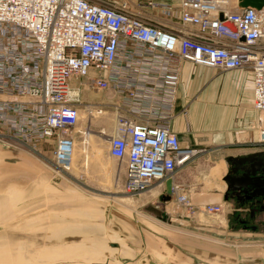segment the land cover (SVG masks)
<instances>
[{
    "label": "built area",
    "instance_id": "1",
    "mask_svg": "<svg viewBox=\"0 0 264 264\" xmlns=\"http://www.w3.org/2000/svg\"><path fill=\"white\" fill-rule=\"evenodd\" d=\"M165 1L0 0V126L25 142L55 140L53 163L66 173L82 92L112 90L109 153L126 163L125 191L140 195L198 154L172 129L181 64L190 61L253 71L264 142V8L179 0L174 15ZM173 195L185 212L222 211L221 204L195 208L187 194Z\"/></svg>",
    "mask_w": 264,
    "mask_h": 264
},
{
    "label": "crops",
    "instance_id": "2",
    "mask_svg": "<svg viewBox=\"0 0 264 264\" xmlns=\"http://www.w3.org/2000/svg\"><path fill=\"white\" fill-rule=\"evenodd\" d=\"M231 1L235 2L233 7L238 8L240 6L238 0ZM165 2L170 3L177 9L176 13H178L179 0H166ZM253 79V71L247 67L224 70L194 64L190 61H184L181 64V83L177 93L176 117L172 129L179 136L183 147L196 148L200 151V154L196 155L191 162L176 169L169 179L173 181L176 194H187L195 208L208 204L222 205L220 213H211L219 214V218H217L219 221L213 223L215 227L224 228L226 223L253 225L264 223V198H248L242 191L239 193L229 189L227 182L224 180L235 166L232 159L237 162L242 157L255 152H264V142H262L260 134V112L253 105ZM82 97L84 102L94 103L93 111L85 108L88 112L87 116L90 115L86 130L90 131V128H94L105 136L108 141L107 136H110L114 129L115 113L113 107L106 106V103H110L115 99L114 91H95L85 88ZM99 108L104 109L103 113H98L97 109ZM95 112L99 115L95 116ZM0 128L5 131H3L6 134L5 139L11 138L19 144L26 143V154L16 146L0 144V225L4 226V231L0 233V246L2 247L0 248V256L8 255L9 251H15L13 254H16L6 262L7 264H55L54 261L60 260L59 258L75 259L82 255L88 259L87 264L90 261H96L90 259V254L78 251L76 245L79 244L93 247L98 244V248L101 246V251L102 249L110 251L112 247L119 248L121 246L128 249L126 244L107 239V235H111V228H108L101 220L104 213L102 209H100V212L97 210L91 211L88 208L75 211V214H85L87 217L89 215L93 218V223L86 225V227L83 224H78L77 219L74 221L69 218L65 219L66 215H58L54 211L55 209L77 207L78 205L79 207H83V205L92 207L94 210L92 206L94 199L79 196L71 189L61 190L52 185L46 173L39 168L37 156L30 153L34 152L41 155L42 147L47 144L52 147L53 158V151L56 147L55 140L50 139L44 144H34L28 140L25 142L22 137L11 131L6 124L3 127L0 126ZM72 137L74 139L73 135ZM91 145L93 146V144ZM92 149L94 150V146ZM89 150L88 148L86 152L87 164L90 158ZM74 152L73 164L75 160L77 163L82 159V149L77 147L75 139ZM118 163L125 166L124 187L126 163L119 160ZM237 165L239 166L240 163H237ZM239 168H241V165ZM242 174H244V171L240 169L235 175ZM167 180L160 183V185L156 183L153 185L155 187H153L151 197L164 195L166 202L173 199L172 203H175L176 206L173 207L172 213L180 215L184 220L193 222L195 217H186V209L176 203L174 195L169 200L167 199ZM116 183H118L117 180ZM176 186L179 188L177 189ZM35 193L38 195L41 193V198H33ZM57 197L63 198L64 201L56 207L48 203V200H56ZM30 198H32V202L26 204V201ZM42 201L47 202L46 206H52L51 209H53L50 215L47 216L50 219L48 225L45 224L46 219L40 216L41 213L29 214L28 211V208L43 207L40 203ZM80 202L83 203L79 204ZM96 211L100 214L99 217H93V213H96ZM127 214L131 215L130 212ZM71 217L77 218L76 216ZM115 217H118L115 219L116 223H119V221L127 222L124 219H128L125 213L119 211ZM94 218L98 219L97 223H95ZM121 223L122 225L119 223L120 226L126 232H130V225L124 222ZM138 225H142V222L139 221ZM25 226L35 231L33 233L26 231V234L14 231L15 228H25ZM208 226L210 225L208 224ZM197 228L205 229L203 225ZM151 229L154 228L151 227ZM209 230L226 232L225 229L212 226ZM84 233H86V236ZM252 233H256V231L252 230L247 234ZM48 238L52 245L47 243ZM150 238L157 247L168 248L167 251H163L162 248L163 252L161 253L165 254L170 259L169 261L179 262L178 264L187 263L175 249L162 239L154 240L152 236ZM61 240L71 242L69 244H58L61 246L57 247L56 242ZM149 245H152V243H149ZM35 246H38V248ZM32 251L43 252L47 257L46 260L37 258L31 253ZM104 251H102V254H104ZM246 255L249 257L246 260L244 259L245 263L243 264H264V249L254 247L249 249ZM158 257L161 259L160 256ZM176 258H179V261ZM37 261L38 263H36ZM67 261L69 264H78L79 262L78 260Z\"/></svg>",
    "mask_w": 264,
    "mask_h": 264
},
{
    "label": "rangeland",
    "instance_id": "3",
    "mask_svg": "<svg viewBox=\"0 0 264 264\" xmlns=\"http://www.w3.org/2000/svg\"><path fill=\"white\" fill-rule=\"evenodd\" d=\"M234 3L235 2H232L231 5L234 6ZM174 10L177 12V9ZM176 12H174V15H177ZM85 108L84 102V105H82L81 108L80 121L72 130V135L74 136L77 147H81L82 149V159L77 163L75 160L74 164H72V169L69 172H61L55 167L51 152L52 147L50 145L46 144L42 147L41 155H37V153L34 152L30 153L37 156L39 168L46 173L47 178L52 185L61 190L68 188L73 190V192L77 193L79 196L94 199V203L92 204L94 210L92 207L90 208L84 205L83 207H79L78 205L77 207L55 209L54 211L57 212L58 215H66L65 219L69 218L71 221L77 219L78 224H83L86 227V225L93 223V218L89 215L87 217L85 214H75V211L88 208L91 211L97 210L100 212V209H102L104 213L101 220L104 221L108 228H111V235H107L109 237L107 239L124 245L126 244L128 247L129 254L127 257L121 255L117 256L112 249H110V251L107 249L104 251L102 249L105 254L104 260L90 261L88 264H143L144 260L178 264L179 262L174 263L169 261L170 259H168L165 254H161V252L167 251L168 248L157 247L155 242L150 238L151 236L154 240L159 238L162 239L175 249L179 255L186 260L187 263L184 264H243L249 257L246 255V252H248L249 249L254 247H258L262 250L264 249V223L255 225L226 223L224 224V228L216 226L218 229H225V233L216 232L215 230L209 229L211 226L216 228L213 223L219 221V219H217L219 218V214H206L202 213L199 209H196L194 213V211L189 209L192 212L193 218L195 217L193 222H189L188 220H184L180 215L172 213L173 207L176 206L175 203H172L173 199L166 202L164 195L151 197L153 187L155 186H152L149 190L140 195L134 196L127 193L123 187L125 166L119 165L118 160L110 155L109 142L106 140L105 136L101 135L94 128H90V131L86 130L88 117H90V115L87 116L88 112ZM97 115L99 114L95 112V116ZM3 131L4 130L0 128V144L10 145L12 147L16 146V148H21L26 154V143L19 144L11 138L5 139L4 137H6V134L4 133L5 131ZM44 143L47 142H43L42 144ZM91 144H93L94 150L92 149L93 146ZM88 148L90 149V158L89 163L87 164L86 152ZM83 151L85 152L83 153ZM199 154L200 151L198 150L197 155ZM74 156L75 154H73V157ZM116 180L118 183H116ZM41 195V193L39 195L35 193L33 198L36 199L39 197L40 199ZM50 201L51 200H48V203H51L53 207H56L59 203L63 202L64 199L57 197L56 200ZM30 202H32V198L26 201V204ZM40 203L43 207L28 208L29 214H35V212H38V214L41 213L40 216L46 219L45 224L48 225L50 219L47 216L50 215L51 210H53L51 209L52 206H46L47 202L44 201ZM82 203L83 202H80L79 204ZM102 203H105L106 205ZM97 211L96 213H98ZM118 211L127 215L128 219H124L127 222L119 221V223L122 225L121 222H124L130 225V232H126L118 222H115V219L118 218L115 217ZM188 211L185 213L189 214ZM128 212H130L131 215H128ZM71 216H76L77 218H72ZM186 217L189 216L187 215ZM209 219L215 220L210 222V226H208L209 222L207 221ZM94 220L95 223H97L98 219L94 218ZM139 221L142 222V225H138ZM200 225H203V227L208 230L197 228ZM3 227L4 226L0 225V233L4 231ZM151 227L154 229H151ZM252 230H255L256 233L247 234ZM14 231L26 234V231L33 233L35 230L25 226V228H15ZM84 235L86 236V233H84ZM124 238H126V241ZM47 241V243L52 245L49 238ZM68 241L69 240L57 241L56 246L60 247L61 245L58 244H69L71 242ZM127 242L133 248L130 247ZM149 243H152V245H149ZM97 245L98 244H95L94 247H98ZM79 246L86 245L79 244ZM35 247L38 248V246ZM0 248L2 247L0 246ZM155 249H157L155 252L159 251L158 253L161 255L162 260L159 257L156 258L155 255L153 256L148 253L150 251L154 254ZM78 251L90 254V259L94 260L96 254L99 253L88 249H79ZM13 252L15 251H9L8 255L4 254L0 256V263L7 264L6 262L16 255L13 254ZM31 253L40 259L46 260L47 258L43 252L32 251ZM59 259L60 260L58 261H54V263L69 264L67 260H78V264H87L88 260L87 258H84L83 255L75 259ZM176 259L179 261V258ZM75 261L74 263H76Z\"/></svg>",
    "mask_w": 264,
    "mask_h": 264
},
{
    "label": "water",
    "instance_id": "4",
    "mask_svg": "<svg viewBox=\"0 0 264 264\" xmlns=\"http://www.w3.org/2000/svg\"><path fill=\"white\" fill-rule=\"evenodd\" d=\"M242 7L255 6L264 8V0H238ZM235 165L232 171L225 177L229 189L237 192L245 193L248 198L263 197L264 198V152H255L246 157H242L237 162L232 159ZM240 163L241 168L237 165ZM242 169L244 174L235 175ZM234 174V175H233ZM167 199L169 200L173 194V181L167 180L166 183ZM143 264H146L145 261ZM150 264H169L158 263L154 260Z\"/></svg>",
    "mask_w": 264,
    "mask_h": 264
},
{
    "label": "bare ground",
    "instance_id": "5",
    "mask_svg": "<svg viewBox=\"0 0 264 264\" xmlns=\"http://www.w3.org/2000/svg\"><path fill=\"white\" fill-rule=\"evenodd\" d=\"M231 4H232V2H231ZM80 116H81V111H80ZM75 154V153H74ZM74 157H72V159H73ZM72 164H73V162H72ZM158 185H160V183H157ZM157 186V185H156ZM94 215H93V217H99L100 216V214H98V213H93ZM204 221V220H203ZM209 223L208 224H210V222H213V221H215V220H211V219H209V220H207ZM101 222V221H100ZM97 226V225H96ZM109 238V237H108ZM102 243V242H101ZM103 244V243H102ZM110 245V244H109ZM101 247V246H100ZM100 247L98 248V247H93V246H79V245H76V248L77 249H88V250H90V251H96V252H99L98 254H96V258H95V260H104V258H105V255L104 254H101V250H100ZM112 250L115 252V254L117 255V256H124V257H127L128 256V249L125 247V246H121V247H119V248H112ZM157 249H155L154 250V252L156 251ZM159 252V251H158ZM158 252H155L154 254L153 253H151L150 251L148 252V253H150L151 255H155V257L157 258L158 256H160L161 257V255L158 253ZM114 254V255H115ZM162 254V253H161ZM103 258V259H102ZM166 259V258H165ZM161 260H162V257H161ZM145 261V263L146 264H150V261H152V260H149V261H146V260H144ZM158 263H160L161 261H157ZM36 263H38V261L36 262ZM162 263H165V262H163L162 261ZM167 263V262H166Z\"/></svg>",
    "mask_w": 264,
    "mask_h": 264
}]
</instances>
